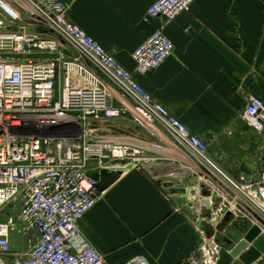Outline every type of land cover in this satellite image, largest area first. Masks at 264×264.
I'll list each match as a JSON object with an SVG mask.
<instances>
[{
    "label": "built area",
    "instance_id": "built-area-1",
    "mask_svg": "<svg viewBox=\"0 0 264 264\" xmlns=\"http://www.w3.org/2000/svg\"><path fill=\"white\" fill-rule=\"evenodd\" d=\"M195 1L158 0L146 18L171 22ZM65 12L58 0H0V218L9 209L0 219V264H104L78 221L100 198L92 166L121 171L148 159L139 139L120 144L98 135L96 124L122 118L148 135L162 129L176 157L206 173L201 186L221 199L219 211L264 233V168L254 177H231L208 155L206 143L155 103L133 72L69 23ZM172 53L162 31H153L132 53L133 71L157 70ZM244 118L264 149L260 97H246ZM122 160L128 162L116 163ZM18 224L37 236L22 253L11 246ZM126 264L149 263L135 257Z\"/></svg>",
    "mask_w": 264,
    "mask_h": 264
},
{
    "label": "crops",
    "instance_id": "crops-1",
    "mask_svg": "<svg viewBox=\"0 0 264 264\" xmlns=\"http://www.w3.org/2000/svg\"><path fill=\"white\" fill-rule=\"evenodd\" d=\"M58 1L66 7V20L133 72L152 100L206 143L208 155L231 177H254L264 168L261 139L244 118L248 95L264 101V0H196L171 22L146 18L158 0ZM156 30L172 43L173 53L157 70L138 74L131 55ZM112 97L117 104V95ZM106 123L113 126L98 127V135L120 144L139 139L148 159L121 171L91 167L100 198L78 221L84 239L104 264H126L135 257L149 264H203L202 228L225 215L218 211L210 222L199 219L202 203L185 198L184 191L199 193L206 173L177 158L162 129L148 135L127 118ZM154 144L159 148L152 149ZM235 222L245 225L233 219L227 226ZM20 228L11 240L14 253L37 240Z\"/></svg>",
    "mask_w": 264,
    "mask_h": 264
},
{
    "label": "water",
    "instance_id": "water-1",
    "mask_svg": "<svg viewBox=\"0 0 264 264\" xmlns=\"http://www.w3.org/2000/svg\"><path fill=\"white\" fill-rule=\"evenodd\" d=\"M184 197H198L202 203L199 219L210 222L213 216H219L221 199L203 186L199 187V193L195 189L185 190ZM233 219L230 213H226L218 224L210 223L202 228L203 244L208 251L207 255L203 254V264H264V233L245 220V225L235 222L227 226ZM260 224L264 227L262 222Z\"/></svg>",
    "mask_w": 264,
    "mask_h": 264
},
{
    "label": "rangeland",
    "instance_id": "rangeland-1",
    "mask_svg": "<svg viewBox=\"0 0 264 264\" xmlns=\"http://www.w3.org/2000/svg\"><path fill=\"white\" fill-rule=\"evenodd\" d=\"M106 124H107L106 122H101V123L96 124V126H97V127H101L102 130H108L109 127L113 126L112 124H107V125H106ZM126 127H127V128H126ZM125 129H126V132H130V131H131L130 128H129L127 125L124 126V130H125ZM107 135H108L109 137L111 136V134H108V133H107ZM102 136H104V135H102ZM110 138H111V137H110ZM110 138H109V139H110ZM112 141H113V142H114V141L116 142L117 140H115V138H114V140H112ZM127 162H128V161H126V160L116 161L117 164L122 165V166L125 165ZM140 162L142 163L143 161H140ZM140 162H139V163H140ZM131 163H132V162H131ZM113 164H115V162H114ZM12 208H13V209H11V211H12L11 215H12V216H15V215L17 214V211H18V210H17V206L14 205ZM8 211H9V209H5L4 212H3L4 214H3V216H2L0 219H3V217H4L5 215H7ZM14 218H15V217H14ZM20 227H21V225H19V224L16 226V228H17V232L15 233V235L20 233V231H21V228H20Z\"/></svg>",
    "mask_w": 264,
    "mask_h": 264
}]
</instances>
